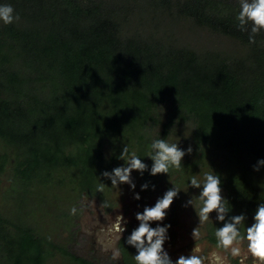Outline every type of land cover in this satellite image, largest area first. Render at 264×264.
Instances as JSON below:
<instances>
[{
  "label": "trees",
  "instance_id": "16d2710c",
  "mask_svg": "<svg viewBox=\"0 0 264 264\" xmlns=\"http://www.w3.org/2000/svg\"><path fill=\"white\" fill-rule=\"evenodd\" d=\"M130 1L3 0L20 19L0 24V176L11 164L15 180L25 184L38 169L62 167L75 172L78 197L102 199L99 175L123 164L117 157L125 146H108L106 135L126 125L131 147L150 166L151 141L159 135L168 141L184 127L192 160L168 175H138L151 186L157 176L179 182L182 174L213 169L232 214L245 212L250 223L264 201V168L252 167L264 158V31L249 43L236 19L239 0H146L245 49L203 54L129 33ZM205 233L223 250L211 222ZM118 247L121 264H135L131 246L122 239ZM1 253L7 264H48L56 256L94 264L0 212Z\"/></svg>",
  "mask_w": 264,
  "mask_h": 264
},
{
  "label": "rangeland",
  "instance_id": "374dc122",
  "mask_svg": "<svg viewBox=\"0 0 264 264\" xmlns=\"http://www.w3.org/2000/svg\"><path fill=\"white\" fill-rule=\"evenodd\" d=\"M130 2L133 7L128 14L129 33H137L144 38L164 40L169 45L186 46L203 54L217 52L224 56L241 54L245 51L237 42L200 28L189 19L155 9L150 4H146V0ZM159 130L160 126L152 134L156 135ZM176 133L177 136H171L168 142H179L181 148H187L188 145L182 141L183 138H187L186 129L177 128ZM118 141L127 145L130 151H135V148L131 147L133 141L126 125L117 135H106L104 139L108 146ZM192 158V153L186 154L182 162L185 163ZM11 167V164L6 166L0 176V212L10 214L19 223L34 226L39 235L45 237L54 246L68 248L71 253L86 261L94 264H121V254L118 259H113V250L106 247L108 239L106 230L113 223L115 216L122 211L127 217L128 230L124 233L126 236L137 224L135 213L142 211L145 205H153L156 199L172 186L179 187L180 195L170 205L163 221L172 225L169 229L171 239L164 245L170 257L175 260L179 255H187L192 248L199 247L201 255L210 257L212 251H217L220 255L226 256V264H232L231 260L238 261L237 258H232L224 250L216 249L205 240V225L200 227V238H191L190 233L197 226L195 203L198 190L183 184L191 176L182 174L178 178L179 182L174 181L176 176H157L153 191L151 183L145 180L144 176L143 180L135 170L132 172L135 189H131L127 184L121 185L120 189L114 188L109 180L99 175L100 179L108 185L104 189L105 197L100 199L84 195L78 197L72 185L71 176L75 173L73 170L62 167L53 170L38 169L30 182L21 184L13 177ZM107 170L110 171V169ZM206 172L209 171L199 169L193 176L201 178ZM144 183L149 184L147 190H141V185ZM133 192L140 193L139 201L133 199ZM189 199L193 202L192 209L182 208L181 205ZM105 201L112 206L111 209H105ZM72 206H76L79 210L75 216L69 214ZM66 215L69 216L66 217ZM118 244L119 241L115 245L116 248H119ZM134 254L135 249L132 248V255ZM6 261V256L1 253L0 264H7ZM48 264L67 263L60 256H56ZM205 264H208V261ZM246 264H251V261H246Z\"/></svg>",
  "mask_w": 264,
  "mask_h": 264
},
{
  "label": "clouds",
  "instance_id": "9594fccd",
  "mask_svg": "<svg viewBox=\"0 0 264 264\" xmlns=\"http://www.w3.org/2000/svg\"><path fill=\"white\" fill-rule=\"evenodd\" d=\"M19 19L13 5L0 0V24L7 26ZM236 19L239 29L249 33V43H255V36L264 31V0H239ZM191 152V146L181 148L179 142L170 143L159 135L149 145L146 157L151 161L150 166L135 151L130 152L125 145L117 157L123 164L112 168L111 171H102L100 177L109 180L114 188L120 189L121 185L127 184L131 189H135V182L132 179L134 170L141 176L145 171L151 176L168 175L173 169L179 171L183 157ZM252 167L253 171H260L264 168V158L258 159ZM100 177L96 191L103 193L108 185L102 182ZM185 183L198 190L195 203L197 226L192 229L191 238H200V227L211 222L217 248L223 249L232 258H237L238 264H246L249 260L251 264H264V201L257 204L249 223L245 212L232 214L233 205L222 193L221 176L213 169L204 173L201 178L192 176ZM151 187L154 191L155 185ZM148 188V183L141 185V190ZM179 195L178 186L169 187L153 205H145L142 211H137L135 213L137 224L126 236L124 233L128 230V219L119 211L106 230L108 236L106 247L113 250L112 258H119L120 249L115 245L123 238V245L135 249V254L132 255L135 264H205L206 261L208 264H226V256L220 255L217 251H212L210 257L204 256L200 254L199 247L192 248L187 255H179L175 260L170 257L164 245L171 239L169 229L172 225L163 221L170 205ZM133 199L139 201L140 193L133 192ZM104 207L111 209L112 206L105 201ZM181 207L192 209V200L185 201ZM78 211L76 206H72L69 214L75 216Z\"/></svg>",
  "mask_w": 264,
  "mask_h": 264
}]
</instances>
